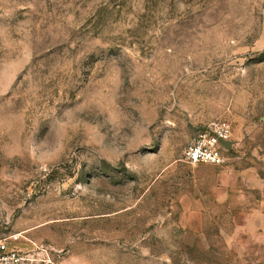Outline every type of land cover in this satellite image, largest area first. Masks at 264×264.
I'll return each instance as SVG.
<instances>
[{
	"label": "rangeland",
	"instance_id": "rangeland-1",
	"mask_svg": "<svg viewBox=\"0 0 264 264\" xmlns=\"http://www.w3.org/2000/svg\"><path fill=\"white\" fill-rule=\"evenodd\" d=\"M220 122L224 163H186ZM0 238L22 264H264V0H0Z\"/></svg>",
	"mask_w": 264,
	"mask_h": 264
},
{
	"label": "built area",
	"instance_id": "built-area-1",
	"mask_svg": "<svg viewBox=\"0 0 264 264\" xmlns=\"http://www.w3.org/2000/svg\"><path fill=\"white\" fill-rule=\"evenodd\" d=\"M231 128L226 122H220L201 132L194 141L186 147L183 160L192 165L211 164L222 165L225 153L228 152L222 142L230 141ZM23 257L8 239L0 238V264H22Z\"/></svg>",
	"mask_w": 264,
	"mask_h": 264
},
{
	"label": "water",
	"instance_id": "water-1",
	"mask_svg": "<svg viewBox=\"0 0 264 264\" xmlns=\"http://www.w3.org/2000/svg\"><path fill=\"white\" fill-rule=\"evenodd\" d=\"M222 144H223L226 148H230L231 145H232L230 141L222 142Z\"/></svg>",
	"mask_w": 264,
	"mask_h": 264
}]
</instances>
